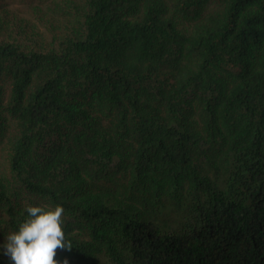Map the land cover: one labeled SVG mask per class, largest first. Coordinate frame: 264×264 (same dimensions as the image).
Segmentation results:
<instances>
[{"label":"trees","instance_id":"trees-1","mask_svg":"<svg viewBox=\"0 0 264 264\" xmlns=\"http://www.w3.org/2000/svg\"><path fill=\"white\" fill-rule=\"evenodd\" d=\"M12 1L0 245L60 205L57 264H264V0Z\"/></svg>","mask_w":264,"mask_h":264},{"label":"clouds","instance_id":"clouds-1","mask_svg":"<svg viewBox=\"0 0 264 264\" xmlns=\"http://www.w3.org/2000/svg\"><path fill=\"white\" fill-rule=\"evenodd\" d=\"M64 211L60 205L52 210L41 206L28 207V218L17 232L7 237L6 243L0 245L2 254L11 264H57V250L71 247L62 226Z\"/></svg>","mask_w":264,"mask_h":264},{"label":"rangeland","instance_id":"rangeland-1","mask_svg":"<svg viewBox=\"0 0 264 264\" xmlns=\"http://www.w3.org/2000/svg\"><path fill=\"white\" fill-rule=\"evenodd\" d=\"M12 7H23L24 4L20 2V0H15L14 2L12 1L11 4Z\"/></svg>","mask_w":264,"mask_h":264}]
</instances>
